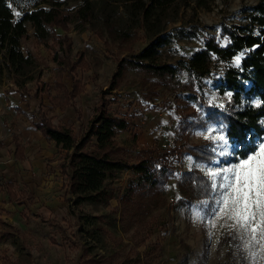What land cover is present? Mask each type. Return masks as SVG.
<instances>
[{
	"label": "rangeland",
	"instance_id": "rangeland-1",
	"mask_svg": "<svg viewBox=\"0 0 264 264\" xmlns=\"http://www.w3.org/2000/svg\"><path fill=\"white\" fill-rule=\"evenodd\" d=\"M45 1L8 0V5L18 19L35 7H46ZM63 1L66 2L64 10L71 11L80 5L79 1ZM254 4L255 0H209L208 7L201 8L193 2H183L176 18L165 26L164 33L171 36V41L159 48V62L172 66L179 60L187 62L209 37L224 46L223 26L242 23V12ZM26 27L20 49L24 55L29 52L37 60L40 78L26 85L27 92L19 89L11 78L0 77V150H5L10 158L5 152L0 155L1 165L10 169L9 173L6 170L0 173V216H3L0 218V264H133L137 257L142 264H264V220L257 212L247 226H242L231 207L225 208L222 203L227 191L220 187L224 170L235 167L239 160L234 156L237 146L226 138L221 121L191 131L189 143L210 149L215 157L210 163H201L195 162L187 152L181 154L174 175L165 186L164 204L149 212L148 221L142 224L143 229L136 237L132 229L118 231V235L104 232L100 241L85 233L90 229L87 222L108 212L118 202L111 200L108 207L75 205L69 194L70 170L64 152L52 144L42 147L50 155L39 159L46 171L25 181L26 170L20 161L14 162V167L11 165L13 143L33 146L32 136L26 138L25 132L34 131L39 109L53 124L69 126L75 138L80 139L96 107L105 106L107 111L129 122L126 130L115 134L116 141L126 147L121 155L127 159L134 158L135 150H143L147 145L159 149L170 147L177 138L178 112L183 111L187 122L196 120L190 115V108L199 112L188 99L193 89L184 90L187 85L184 71H179L178 78L173 80H161L126 64L150 39L140 29H132L129 39L118 37L121 32L130 31L122 9L109 28L98 19L83 31L74 25L65 29L54 27L45 43L38 42L31 27L28 24ZM237 57L240 61L241 54L233 58L232 64L238 65ZM222 69L223 64L216 63L203 82H213L222 74ZM33 94H39V98H33ZM56 94L78 95L68 107L59 109L50 104V98ZM200 94L210 108H222L229 98V93L220 95L208 84L196 96ZM204 116L205 111L200 118ZM261 143L264 136L250 155L259 152ZM85 147L92 150L91 143ZM194 168L210 181L211 195L181 202L180 175ZM131 176V171L121 172L114 185L126 186ZM7 184L16 196L14 202L8 199ZM19 204L25 205V209H18ZM22 225L24 230L16 228Z\"/></svg>",
	"mask_w": 264,
	"mask_h": 264
},
{
	"label": "trees",
	"instance_id": "trees-1",
	"mask_svg": "<svg viewBox=\"0 0 264 264\" xmlns=\"http://www.w3.org/2000/svg\"><path fill=\"white\" fill-rule=\"evenodd\" d=\"M70 1H79L80 5L69 11L62 9L66 3L63 0H46V7H35L15 19L8 0H0V77L5 75L11 78L19 89L27 92L26 85L40 78L37 60L29 52L24 55L20 49V40L26 36L27 24L34 38L45 43L54 27L65 29L68 25H74L75 29L83 31L86 25L98 19L109 28L118 10L122 9L123 17L130 24V31L121 32L118 37L129 39L132 29H140L150 39L148 45L126 64L161 80H173L178 78L179 71H184L187 82L184 90L193 89L188 99L199 109V112L189 109L190 115L196 117L191 122L186 121L187 116L182 114L183 111L178 112L177 138L170 147L159 149L146 146L143 150H135L132 159L121 155L126 147L115 139L116 131L126 130L129 122L107 111L105 106L96 107L80 139L75 138L70 127L55 125L45 112L40 109L37 112L35 128L55 148L64 151V159L70 170L68 189L73 203L108 207L111 200L118 202L108 212L87 222L90 229L85 233L100 241L104 232L118 235V231L132 229L136 237L143 229L142 224L148 221L149 212L164 204L165 186L174 175L181 154L187 152L195 162L201 163H210L215 157L210 149L189 143L192 130L221 121L226 138L237 146L235 160L254 153L257 142L264 136V0H255L254 5L242 12V23L223 26L221 34L226 39L224 46L214 37H209L187 62L179 60L176 66L159 62V48L168 46L171 41V36L164 33L165 26L176 18L183 2H193L197 7L207 8L209 0ZM239 54V64H232L233 58ZM216 63H222L223 69L213 88L220 95L229 93L228 101L222 108H210L202 94L196 96L197 91L201 92L206 86L203 79L211 75ZM77 95L56 94L50 98V104L65 109ZM33 97L38 99L39 94H33ZM204 111V118H200ZM90 143L92 150L89 151L85 146ZM123 171L132 173L126 186L114 185ZM178 188L180 201L186 203L192 199L209 198L212 191L208 178L196 168L180 175ZM9 196L13 198L10 192ZM135 254L141 256L139 252ZM133 264L142 262L137 257Z\"/></svg>",
	"mask_w": 264,
	"mask_h": 264
},
{
	"label": "snow or ice",
	"instance_id": "snow-or-ice-1",
	"mask_svg": "<svg viewBox=\"0 0 264 264\" xmlns=\"http://www.w3.org/2000/svg\"><path fill=\"white\" fill-rule=\"evenodd\" d=\"M239 64V57H237ZM223 139V137H221ZM212 176L220 173H209ZM222 189H226L223 197L224 207H231L236 220L247 226L258 212L264 220V143L259 146L255 155H247L240 159L235 167L224 170ZM216 185L213 184V187ZM224 208H221L223 211ZM255 231V229H253Z\"/></svg>",
	"mask_w": 264,
	"mask_h": 264
},
{
	"label": "crops",
	"instance_id": "crops-1",
	"mask_svg": "<svg viewBox=\"0 0 264 264\" xmlns=\"http://www.w3.org/2000/svg\"><path fill=\"white\" fill-rule=\"evenodd\" d=\"M32 97H33V95H32ZM33 126H34V124H33ZM34 128H35V126H34ZM25 135H26L25 136L26 138L29 135L32 136V138L30 140H31L33 146L31 147V145H29L28 147H26V146H23V144L19 143V142L13 143L14 151L12 152V161H11L12 164L11 165H13V167H14V166H16L14 164V162H16L17 160L20 161V163L22 164L21 166L24 168V170L28 171V172L24 171V174H25L24 179H25V181H31V179H32L31 177L32 176L37 175V174H42V171H46V168H42L40 166L39 159H42L43 157H45L47 155H50L51 152H49L48 149H45V148H42V147H48L51 144L54 147V145H53L52 142H49L44 136H42V134L36 128L34 129L33 132H25ZM147 146H149V145H147ZM17 147H18V150H17ZM58 150L61 151V152H64L61 149H58ZM0 152H1L0 155H2V156L4 155L3 154L4 152L7 155V152L5 150L1 149ZM37 152H39L38 153L39 155H36ZM8 156L9 155H7V158L10 159ZM21 166L18 165V167H21ZM4 167L5 166H2L1 163H0V173L3 172V171L5 173V170L7 171V173H9V170H10L9 167L8 166H6L5 168ZM13 167H11V168H13ZM9 192L12 193L13 198H11L9 196ZM6 193H7L9 201L10 202H14L15 199H16V196H15L14 192L12 191V186L10 184H7ZM57 200L59 201V199H57ZM51 201H55V200L52 199ZM20 207H23V209H25V205H23V204H19V207L17 206L18 209H20ZM21 212H22V209L19 210V214ZM2 217L3 216H0V218H2ZM2 221L6 222L4 220V218L2 219ZM19 227L20 226H18L16 228L19 229V230H24L25 229V227L23 225H22V227H20V228Z\"/></svg>",
	"mask_w": 264,
	"mask_h": 264
},
{
	"label": "built area",
	"instance_id": "built-area-1",
	"mask_svg": "<svg viewBox=\"0 0 264 264\" xmlns=\"http://www.w3.org/2000/svg\"><path fill=\"white\" fill-rule=\"evenodd\" d=\"M215 83H218V76L213 82H208L206 84H208L209 86H213Z\"/></svg>",
	"mask_w": 264,
	"mask_h": 264
}]
</instances>
